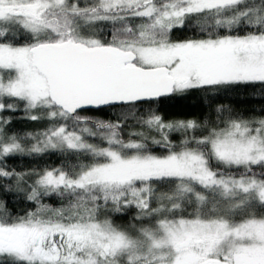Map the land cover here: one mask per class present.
<instances>
[{"label":"snow or ice","instance_id":"1","mask_svg":"<svg viewBox=\"0 0 264 264\" xmlns=\"http://www.w3.org/2000/svg\"><path fill=\"white\" fill-rule=\"evenodd\" d=\"M257 96L264 0H0V264H264Z\"/></svg>","mask_w":264,"mask_h":264},{"label":"trees","instance_id":"2","mask_svg":"<svg viewBox=\"0 0 264 264\" xmlns=\"http://www.w3.org/2000/svg\"><path fill=\"white\" fill-rule=\"evenodd\" d=\"M219 103H223V104H232L235 107L239 108V107H256L259 108L262 104H264V101H261L258 96L254 99L251 100V102L247 105H241L237 100H235L234 98L229 99V98H221L218 100ZM169 113L171 115H180V116H184V117H193V116H202L205 111H206V106L204 103H202L201 99L195 95L193 96H189L188 98L184 99V100H180L177 101V103L175 104V106L171 107L170 109H168ZM13 127L20 129V128H27V129H31L33 127V125L27 123V122H17L14 121L13 123ZM157 151H160V149H156ZM28 161L24 160V161H20V160H9L8 163L12 164V165H19V164H26ZM50 163H54L56 162L55 160L49 161ZM46 203H55L53 200H46ZM11 206V205H10ZM26 205L21 202L18 203L15 207L16 209H23ZM28 207H31V205H27ZM15 210V209H14Z\"/></svg>","mask_w":264,"mask_h":264}]
</instances>
